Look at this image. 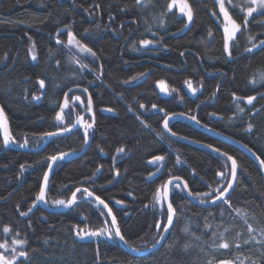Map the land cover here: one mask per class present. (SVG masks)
Segmentation results:
<instances>
[{"label": "trees", "instance_id": "16d2710c", "mask_svg": "<svg viewBox=\"0 0 264 264\" xmlns=\"http://www.w3.org/2000/svg\"><path fill=\"white\" fill-rule=\"evenodd\" d=\"M170 1L0 0V105L11 139L40 144L42 134L73 123L90 97L95 121L90 144L81 155L55 163L46 202L54 205L76 188H88L110 205L121 233L137 248L153 243L162 229L156 224H164L166 211L155 192L168 177L182 178L195 196L208 193L200 196L204 200L222 190L229 177V163L221 156L169 138L161 128L166 115L195 114L264 161V80L259 79L264 11L253 13L245 29L244 0H226L229 16L241 25L229 41V56L215 0H185L191 21L169 9ZM69 31L95 55L69 44ZM160 80L168 95L156 86ZM65 99L68 106L62 109ZM168 126L236 160L228 203L196 205L173 184L170 202L176 214L163 242L152 252L130 254L118 244L97 202L82 198L63 212L37 204L48 158L80 150L79 129L33 152L4 147L0 136V243L8 245L0 253L11 258L13 248L27 252V259L17 257L21 264H264V178L257 164L183 118H172ZM157 156L164 159L154 161ZM104 227L111 237L76 235L79 229ZM17 239L26 243L13 244ZM222 242L230 247L219 248Z\"/></svg>", "mask_w": 264, "mask_h": 264}, {"label": "snow or ice", "instance_id": "6c2138e0", "mask_svg": "<svg viewBox=\"0 0 264 264\" xmlns=\"http://www.w3.org/2000/svg\"><path fill=\"white\" fill-rule=\"evenodd\" d=\"M137 3H140V0H137ZM217 3H219L220 5V10L221 12H223L224 16H225V19L230 23L231 27L229 28L228 26L225 27V44H224V50L225 52H227L229 54V56H231V52L229 50V41L230 40H233L236 36V33L239 32L241 30V25L240 24H237L235 20H233L228 12L225 10L224 8V2L223 0H217ZM244 4L246 5L245 7H242V11L245 13V20H244V25L243 27L246 29L248 27V18L251 17L253 15V13L257 12L258 9H264V0H244ZM173 7L172 4H169L168 5V8L171 9ZM182 13H185L187 15V18L189 21H191L193 19V12L190 8V6L185 2L184 4H182L180 6V9H179ZM161 23H163V20H161ZM69 35V40H68V43L69 44H72V43H76L77 45H79V41L76 40L75 36L73 35V33L71 31H69L68 33ZM209 35H211V33H209ZM249 39H252V37H249ZM58 43H60V41H58ZM142 44H149L151 43V41H148V40H144V41H141ZM264 43V42H262ZM80 46V50L82 52L86 51V52H89L91 53L93 56L95 55V53L92 52V50L90 48H87L86 46H83V45H79ZM255 47V45H253V48ZM247 51L251 52L252 51V48H249L247 49ZM36 57L33 55V59H35ZM259 79L261 80H264V74H261ZM253 83H255L256 81L253 80L252 81ZM40 84H41V87L44 86V81H40ZM189 87H191L190 83H189ZM164 91H166V89H162ZM85 91H87V89H85ZM193 92L196 91V89H192ZM67 96V94H66ZM33 99H39V97H36L34 96ZM73 99L75 100H79L80 98L79 97H73ZM255 99V97H247V101L248 103H252V101ZM68 106V101L67 99H65V103L63 105H61V108H65ZM92 101H91V98L89 97L88 99V103H87V107H86V111L88 112H91L92 110ZM141 107H143V105H141ZM153 107L155 108L156 105H153ZM240 111H243V109H239ZM161 111H164L163 109H161ZM62 114L61 113H58L57 114V119H62ZM193 119H195V117H193ZM76 123H81L82 126L84 127L85 129V142H87L88 140V129L92 128L93 127V124L92 123H89L85 120H83L82 117H78L77 118V121ZM6 124H7V120H6V117L4 116V113H3V109L0 108V126H5V129H6ZM253 126L251 124L248 125V129H251ZM164 128L167 129L168 128V118H167V115L165 116V119H164ZM63 130H67V129H62ZM11 140V137L9 135H5L4 136V144L7 145L9 143V141ZM23 147V145H21ZM209 147H212L211 145H209ZM118 151H124L123 148L121 149H118ZM216 151H219V149H216ZM64 154L62 153L61 156H63ZM224 156L227 157L228 160L231 161V175L233 177V179L235 178L236 176V169H237V162L235 159H233L231 156H228L227 153H223ZM259 159V157H257ZM56 159H58V157L56 156H53L51 157V160L55 161ZM164 159L163 156H157V157H154L153 160L154 161H162ZM179 160V158H178ZM262 165H264V161H261ZM23 165L21 166V168L23 169ZM52 165L49 164V168H51ZM119 173H117L118 175ZM218 176L220 175H223V173H220L218 172L217 173ZM177 180L179 178H176ZM44 180H45V184L46 182L48 181V172H45L44 173ZM177 187H180L179 184H177ZM183 187L186 189L188 187L187 183H184ZM233 187V184H232V180H229L228 181V185L227 187H225L222 191L219 192L218 195L214 196L213 199L215 200H223L224 203H228L227 199H226V196L225 194L229 192V189H231ZM81 191V189H76V192H79ZM84 193L87 195V196H91L93 195L91 192L88 191V189H84L83 190ZM76 192H73L72 194V198L65 201V200H56V201H53L54 204H60V205H65V206H68V205H72L75 203L76 201ZM44 194H45V186L42 185L41 186V189H40V193L37 195L36 197V200H43L44 199ZM189 195H192V193L189 191L188 193ZM208 193H197L196 196L197 198H199L200 196H207ZM169 199V193L167 191V184L164 186V190L162 191L160 188H158L155 192V201L156 203H160L162 200H168ZM96 200L102 204L104 206V208L108 209V215H112V211L110 208H108V204L105 203L102 199H100V197H96ZM33 203L35 204V200L33 201ZM168 207V212H167V223L161 225L159 222H157L156 224V227L157 228H163L165 231L169 230V226L173 224L174 222V216H175V209L173 208V205L171 202L168 203L167 205ZM31 209H29L30 211ZM103 215V213H101ZM21 215H24L26 216L27 213H21ZM113 227L115 228V235L117 237L120 238V240L124 241L125 243H128V241L125 239L124 235L121 233V230L120 228L116 225V217L115 216H112V221H111ZM188 229L185 228L184 231H187ZM10 229L6 226L4 228V232H9ZM249 231L251 232L252 229L251 227H249ZM164 232L162 231L160 233L161 236H163ZM76 235L80 236L81 238L83 237H87V236H109L111 237L112 235V232L105 228V229H97V230H91V229H88V230H84V229H79L76 231ZM223 235V234H221ZM26 241L25 240H20V239H17V240H14L13 241V244H19V245H23L25 244ZM156 243H159V240L156 241ZM247 243V242H246ZM8 245L7 244H3V243H0V248H5L7 249ZM230 247L229 243L227 242H222L220 245H219V248H223V249H228ZM237 247H239V245H237ZM134 250H137L138 249H134ZM20 256V257H25L27 259L28 257V253L25 252V251H19L17 252L14 248L12 249V255H11V258L9 259L6 255H4L3 253H0V264H21V262L17 259V257ZM221 264H232V262H221Z\"/></svg>", "mask_w": 264, "mask_h": 264}, {"label": "water", "instance_id": "95a60500", "mask_svg": "<svg viewBox=\"0 0 264 264\" xmlns=\"http://www.w3.org/2000/svg\"><path fill=\"white\" fill-rule=\"evenodd\" d=\"M91 107H92V106H91ZM0 108H2L1 105H0ZM3 113H4V112H3ZM85 114H89V116H90V121H89V123H92V124H93V127H92V128H94V122H95V121H94V115H93V108H92L91 112H88V111H86V109H85L84 112L80 113L78 117H82L83 120H84V115H85ZM78 117H77V118H78ZM175 117H180V118H183V119L189 121L191 124L194 125V127H197L200 131H202V132H204V133H206V134H208V135H210V136H213V137H215V138H217V139H219V140H221V141H223V142H226V143H228V144H230V145H232V146L238 148V149L241 150L242 152H244L247 156H249V157H250V158H251V159L257 164V166L259 167V169H260V171H261V173H262V175H263V178H264V165H262V163H261L262 160H261L260 157H259L257 154H255V152H254L252 149H250L248 146L244 145L243 143L239 142L238 140H235V139H233V138H231V137H229V136H225L224 134L222 135V133L217 132V131H214V130L208 128L207 126L203 125L201 122H199V121L196 119L195 114H194V115H188V114H183V113H170L169 115H167L168 123H169V121H170L172 118H175ZM193 117H195V119H193ZM77 118L74 120V123H72L71 125H68V126H66V127H64V128H61V129L53 130V132H52V131H49V132H46V133L42 134V140H41L40 144H38V145H36V146H33V145H32V146H29V145H27V144L24 143V142L17 143V142H15V141L12 140V139L9 141V143H8L7 145H5V144H4V136H5V135H9V136H10V131H9V125H8V123L6 124V129H5V126H0V136H1V138H2V141H3L4 147L14 148V149H17V150H32V152H33V151H37V150L42 149V148L44 147V145H45V144H46L51 138L56 137V136H58V135H65V134L70 133V132L73 131V130L79 129L80 132H82V134H83V136H84V144H83L82 148H81L80 150H78V151H63V152H59V153H56V154L50 156V157L48 158V165H47V168H46V170H45V172H48V179H49L50 173H51V171H52V169H53V167H54V165H55L56 162H58V161H60V160H62V159H72V158H75V157L81 155L82 153H84V152L86 151V149L88 148V146H89V144H90V141H91L92 136H91V135H88V140H87V142H85V129H84V127L82 126L81 123H76ZM164 119H165V118H164ZM164 119H163V121H162V123H161V128H162V131H163L166 135L169 136V138L171 137V138H174V139H176V140L184 141V142L190 143V144H192V145H195V146H198V147H201V148L207 149V150H209V151H211V152H214L215 154L221 156V157L224 158L225 160H227L228 163H229V177H228V181H229V180H232V184H233V187H234L235 182H236V177H237L238 166H237V169H236V176H235V178L233 179V177H232V175H231V161L228 160L227 157L223 155V153H225V152L220 151V150H219V151H216L217 148H215V147H209V144H206V143H203V142H200V141H196V140H193V139H190V138H187V137L181 136V135H179V134H176V133H174V132H172V131L170 130L169 126H168L167 129H165V128H164ZM62 129H67V130H63V131H62ZM90 129H91V128H90ZM90 129H88V131H89ZM21 145H23V147H22ZM211 146H212V145H211ZM62 153L64 154L63 156H61ZM53 156L58 157V159H56L55 161L51 160V157H53ZM228 156H230V155L228 154ZM231 157H232V156H231ZM257 157H259V159H258ZM232 158H233V157H232ZM233 159H234V158H233ZM49 164L52 165L51 168H49ZM45 172H44V173H45ZM176 178H179V179L177 180ZM228 181H227L225 187H227V185H228ZM47 182H48V181H47ZM47 182H46V184H45L44 174H43V177H42L41 184H40V187H39V190H38L37 195L40 193V189H41V186H42V185L45 186V192H46ZM175 183H177V184L180 185L182 191L184 192V195L186 196V198H187L190 202L195 203L196 205H200V206H209V205H213V204H216V203H218L219 201H221V200H215V199H213V197L216 196V195H218L219 192L222 191V190L225 188V187H224L222 190L216 192L215 195L212 196L211 198H207V199L204 200V199L197 198V197H196L195 195H193V194H192V195H189L188 193H189L190 190H189L188 187H187L186 189L183 187L184 183H186V182H185L184 180H182V178L177 177V176H171V177H168V178L162 183L161 188H160V189L163 191V190H164V186L167 184V191H168V193H169V199H168V200H162V204H163L164 209H165V211H166V218H165L164 224L167 223V212H168V207H167V205H168V203L170 202V192H171L172 185L175 184ZM233 187H232L231 189H229V192H228V193L225 194L226 198L228 197V195L230 194V192L232 191V189H234ZM78 188L81 189V190L86 189V188H84V187H78ZM78 188H76V189H78ZM76 189H75L73 192H76ZM87 189H88V188H87ZM88 191L91 192L90 190H88ZM73 192L70 194V196H68V198H67L65 201H67V200H69V199L72 198V194H73ZM76 193H77V192H76ZM91 193L93 194V195H91V196H87V195L84 193L83 197H81V198H77L76 201H77V200L79 201V200H81L82 198H88V199L93 200V201H95V202L98 203V206H100V208L102 209V211H103V212L106 214V216L108 217V220H109V223H110V226H111V230H112V232H113L115 238L117 239L118 244H119L121 247H123L124 250H126V251L129 252L130 254H134V255H142V254H146V253L152 252V251H154V250H156V249L159 248V246H160L161 243L163 242L164 238L166 237L167 233L169 232L171 225L169 226V230H167V231H165V230L162 228L161 231H160V233L163 231V232H164L163 236H161L160 233H159L157 239H156L153 243L149 244L148 246H146V247L143 246V248L132 247V245H130V244H128V243H125L124 241L120 240L119 237H117V236L115 235V228L113 227V225H112V223H111V221H112V216H114L113 212H112V215H108V214H107V213H108V209L104 208V206H103L102 204H100V203L96 200L97 195H95L93 192H91ZM36 197H37V196H36ZM98 197H99V196H98ZM100 199H101V198H100ZM102 200H103V199H102ZM36 201H37V204H38L41 208H43V209H45V210H47V211H49V212H63V211H65V210H67V208H69V207L71 206V205L65 206V205H60V204L49 205V204H47V202H46L45 194H44V199H43V200H36ZM103 201H104V200H103ZM104 202L107 203L106 201H104ZM108 208H110V205H108ZM110 209H111V208H110ZM111 211H112V210H111ZM116 225L118 226L117 221H116ZM79 237H80V236H79ZM88 237H89V236H87V237H83V238L80 237L79 239L86 240ZM158 240H159V243H156V241H158ZM134 249H138V251H137V250H134Z\"/></svg>", "mask_w": 264, "mask_h": 264}, {"label": "rangeland", "instance_id": "374dc122", "mask_svg": "<svg viewBox=\"0 0 264 264\" xmlns=\"http://www.w3.org/2000/svg\"><path fill=\"white\" fill-rule=\"evenodd\" d=\"M215 1L217 2V0H215ZM185 2H186L185 0H172V1H170V4L173 5L172 8H175L176 11H178L180 14L184 15L186 21H189L188 18H187V15H186L185 13H182V12L179 10V9H180V6H181L182 4H184ZM223 2H224V8H225V10L227 11L226 4H225V3H226V0H223ZM217 4H218V9H219L218 20H219V22H220L221 28H222V30H223V35H224V38H225V27L228 26V27L230 28L231 25H230V23L225 19V16H224L223 12H221L219 3H217ZM245 6H246V5L241 6L240 8L245 7ZM259 11H264V9H258L257 12H259ZM244 14H245V13H244ZM73 44H75L76 48H78V49L80 50V46H79V45H77L75 42H74ZM30 52H31V58L33 59L34 51H33V48H32V47L30 48ZM156 86L160 89L161 94H163V95H168V90L166 89L165 83H164L163 81H161V80L158 81L157 84H156ZM162 89H166V91H164V90H162ZM54 205H56V204H54ZM104 225H105V224H104ZM103 229H105V227H104ZM5 250H6V249H5ZM11 252H12V251H11ZM9 259H10V258H9ZM216 264H221V262L216 263Z\"/></svg>", "mask_w": 264, "mask_h": 264}, {"label": "flooded vegetation", "instance_id": "af4514ba", "mask_svg": "<svg viewBox=\"0 0 264 264\" xmlns=\"http://www.w3.org/2000/svg\"><path fill=\"white\" fill-rule=\"evenodd\" d=\"M85 109H86V108H85ZM85 109L82 108L81 111H80V113L84 112ZM80 113H79V114H80ZM79 114L77 115V117L79 116ZM86 115H89V114H85V115H84V118H85ZM77 117H76V118H77ZM76 118H75V119H76ZM84 120H85V119H84ZM85 121L89 122L90 120H87V119H86ZM73 123H74V121H73ZM71 124H72V123H71ZM71 124H70V125H71ZM88 134H89V131H88ZM73 191H74V190H73ZM77 193H78V192H77ZM77 193H76V199H77V198H81V197H78V196H77ZM82 197H83V196H82Z\"/></svg>", "mask_w": 264, "mask_h": 264}, {"label": "bare ground", "instance_id": "6f19581e", "mask_svg": "<svg viewBox=\"0 0 264 264\" xmlns=\"http://www.w3.org/2000/svg\"><path fill=\"white\" fill-rule=\"evenodd\" d=\"M216 192V191H215ZM197 197V196H196ZM200 198V197H199ZM211 198V197H210ZM200 199H203V198H200ZM221 201H223V200H221ZM220 202V201H219Z\"/></svg>", "mask_w": 264, "mask_h": 264}]
</instances>
